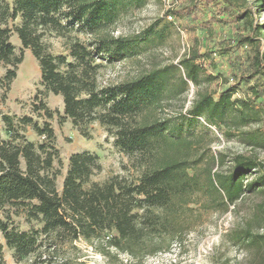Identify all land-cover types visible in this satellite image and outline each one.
I'll list each match as a JSON object with an SVG mask.
<instances>
[{"label":"trees","instance_id":"1","mask_svg":"<svg viewBox=\"0 0 264 264\" xmlns=\"http://www.w3.org/2000/svg\"><path fill=\"white\" fill-rule=\"evenodd\" d=\"M145 1L14 0L11 6L0 0V64L13 67L5 75L8 84L16 78L24 49H30L39 63L46 92L63 97L66 116L76 126L99 121L113 133L117 146L130 160L123 165V173L98 182L93 176L103 168L99 157L89 152L75 153L60 193L56 187L58 171L51 173L58 158L52 126L47 122L41 126L27 116L21 119L44 137L43 143L35 145L19 133L10 116L4 115L10 139H3L0 129V234L17 262L30 256L41 261L48 240L64 244L80 239L142 260L170 250L174 240L183 239L195 194L208 191L228 209L247 192L264 187V162L254 156H235L228 173L213 172L218 158L212 157L200 175L197 166L201 156L193 157L195 139L184 135L181 125L153 116L170 84V68L153 69L119 83H101L105 64L125 59L137 44L132 38L110 32L119 8L141 6ZM175 1L177 7L168 14L199 26L203 34L195 37L180 62L185 74L183 84L190 81L198 85L209 64L217 69L213 57L216 51L202 50L204 34L213 36L217 27H229L235 45L253 50L245 67L234 73L236 84L217 99L203 93L193 103L192 118L204 116L219 125L234 112L237 123L258 121L256 100L264 94L260 81L264 78V23L258 20V9L248 0ZM259 4L263 9L264 0ZM19 18L20 23L10 27V22ZM13 31L22 44L20 55L11 41ZM52 33L64 38L68 55L50 51L46 38ZM78 33L91 37L83 41ZM229 51L224 47L220 54L225 57ZM254 79L248 87L252 101L232 99L241 82ZM43 108L52 118L50 109L45 104ZM251 175L256 176L247 182ZM19 210L25 211L28 221L41 222V229L23 231L16 227L13 216ZM244 232V238L254 242L257 235L249 229ZM0 264H5L1 240Z\"/></svg>","mask_w":264,"mask_h":264},{"label":"rangeland","instance_id":"2","mask_svg":"<svg viewBox=\"0 0 264 264\" xmlns=\"http://www.w3.org/2000/svg\"><path fill=\"white\" fill-rule=\"evenodd\" d=\"M13 6L14 0H6ZM259 12V22L264 23V8H259L260 0H248ZM124 5V4H123ZM175 0H146L141 6L126 5L110 25V32L116 37L136 40L135 50L125 59L105 64L101 69L100 81L103 85L135 79L153 69L170 68V84L160 107L152 111L153 116L169 119L172 124L183 127V134L195 139L193 157L201 156L197 166L199 174L211 162L215 173H228L235 156L242 154L257 157L264 162V94L256 104L259 107L258 121L243 124L234 120L230 112L225 122L214 125L204 116L192 118L190 110L193 103L203 94L209 93L216 99L237 80L234 73L245 67L247 57L253 51L250 46H238L232 42L233 31L229 27H217L213 36L204 34L203 52L210 48L217 62V69L210 64L201 74L198 85L182 83L185 76L180 62L188 54L195 37H202L199 26H192L185 20L168 14L177 7ZM173 18L170 19L169 16ZM20 23V18L10 22V27ZM73 31V35H74ZM80 39L87 41L90 35L78 33ZM11 41L17 55L21 54L22 44L12 32ZM46 43L55 55H68L64 38L49 34ZM229 47L228 56L220 54L221 49ZM105 63V62H103ZM13 67L0 64V129L3 139L10 134L3 121L8 115L13 119L19 133L35 145L43 143L32 125L23 124V117H31L41 126L49 123L55 132V158L51 173L56 176V187L61 193L69 169L70 157L75 153L89 152L99 157L102 171L96 172L93 180L103 182L114 174L123 173V165L130 163L129 157L116 144L112 132L99 121L76 126L66 116L61 95L47 93L42 84L41 69L30 49H24L23 62L18 66L16 78L8 84L6 72ZM222 73V74H221ZM216 78L210 80V76ZM264 83V78L260 79ZM241 82L232 99H250L248 87L254 84ZM255 102V101H254ZM43 104L53 114H46ZM39 108V109H38ZM24 167V160H22ZM256 176V175H255ZM249 176L247 182L254 180ZM190 204L192 210L186 219L188 227L182 240H174L170 250L149 255L140 260L115 248L93 246L80 239L73 243L45 242L43 257L30 256L20 262L14 257L3 236V257L5 264H264V187L247 192L235 205L226 209L217 203L215 195L208 191L199 192ZM16 227L23 231L41 229L42 223L28 221L24 210L13 216ZM257 237L254 242L244 238L246 230ZM44 236L42 235L41 238Z\"/></svg>","mask_w":264,"mask_h":264},{"label":"built area","instance_id":"3","mask_svg":"<svg viewBox=\"0 0 264 264\" xmlns=\"http://www.w3.org/2000/svg\"><path fill=\"white\" fill-rule=\"evenodd\" d=\"M169 18L172 19L173 17L170 15Z\"/></svg>","mask_w":264,"mask_h":264}]
</instances>
